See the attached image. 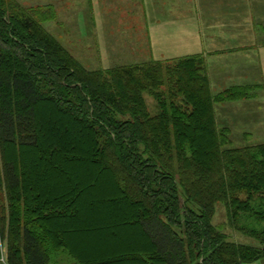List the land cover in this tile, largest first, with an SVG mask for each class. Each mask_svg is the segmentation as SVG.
Wrapping results in <instances>:
<instances>
[{
	"label": "trees",
	"instance_id": "1",
	"mask_svg": "<svg viewBox=\"0 0 264 264\" xmlns=\"http://www.w3.org/2000/svg\"><path fill=\"white\" fill-rule=\"evenodd\" d=\"M30 10L0 0V192L7 199L3 210L0 199V258L7 250L0 264H56L62 250L81 264L264 259V142L231 146L232 129L216 115V104L249 99L262 85L214 93L203 54L88 70ZM50 16L45 10L44 19ZM145 93L157 101V113ZM40 103L80 127L93 163L109 172L126 205L96 194L76 158L49 133L40 134ZM205 130L210 149L200 145ZM53 159L59 177L50 184ZM36 184L64 191L42 199L32 192ZM68 203L104 218L119 235L140 228L149 242L133 260L92 261L68 240L61 222ZM219 204L224 224L258 245L231 240L214 223Z\"/></svg>",
	"mask_w": 264,
	"mask_h": 264
},
{
	"label": "rangeland",
	"instance_id": "2",
	"mask_svg": "<svg viewBox=\"0 0 264 264\" xmlns=\"http://www.w3.org/2000/svg\"><path fill=\"white\" fill-rule=\"evenodd\" d=\"M15 1L31 9L26 14L32 15L37 13L43 26L88 70H107L108 68L116 66L144 63L153 59L164 60L179 58L189 53L180 50L185 46L186 39L184 38L173 43L172 41L162 42L159 45L160 47L169 48L168 51H162L157 44H150L147 35L143 31L144 28L139 24L135 27L132 26V33L130 32V28H121L125 32L120 31L121 23L116 19L121 13L120 8L115 6V4L113 6V8L115 7L113 12L108 14V18L112 19L109 22H103L102 27L99 26L98 20L95 19V27L94 20L92 21L93 14L90 12L92 4H88L85 12L79 13L77 11L73 12L74 10H72L70 11L71 13L60 14L63 13V5L61 6L60 4L61 0ZM70 2L66 1L65 4H70ZM52 4L53 6H51ZM70 5L74 8L79 7L76 4V0H72ZM66 7L70 6L66 5ZM45 10H48L51 14L49 20L44 19ZM39 11L42 12V16L38 13ZM66 11L64 9V13ZM96 39L98 42H96ZM263 39L262 37L261 41ZM236 58L234 67L230 66L234 61L233 59L231 62H228L229 64L226 63L225 59H222L223 65L218 67L214 66V71L217 70L216 75L218 78H214V80L217 81L218 85L225 83L220 80L222 79L220 77L227 72H229V77H231L234 73L242 72L246 68L243 62V55L241 58L237 55ZM165 88V86L162 87V89ZM220 91L222 90L220 89ZM145 98L150 112L152 114L157 113L159 110L157 101L148 93H145ZM244 103L237 105L236 108H233L235 106L232 107L234 104H230V108L224 109L225 111L220 112L219 115V120L227 123L232 129L231 146L237 147L264 142L263 91L258 92L257 95H253L247 101L244 100ZM37 106L40 117V126H38L40 134L45 136L46 133H49L60 146L65 147L66 152L76 158L77 168L80 169V173H82L85 182L92 183V189L97 192L96 194L99 193V196L109 197L111 200H118V194L111 181L109 172L104 171L101 166L93 163L92 155L88 152V140L83 136L80 127L70 119L56 113L47 104L40 103ZM202 136L203 140L200 139V145L203 144L205 149H210L211 140L206 130L202 131ZM42 141H40V144H42ZM36 151H38L37 147L30 150V153L35 157L38 153ZM28 158L26 155L27 162ZM52 163L54 164V169H51L50 173L52 178L48 179V183L50 184H54L52 182L53 179H58L57 177H59V171L56 169L57 165L60 164L58 163V159H53ZM36 185L38 187L36 186V190L32 188V192H36L42 199H57V196L64 191L62 186L56 187L55 189H46L39 184ZM0 199L1 210H3V207L7 205L4 192H0ZM119 202L123 206L126 205L121 201ZM72 206L70 203L66 205L65 214L67 215L62 218L61 222L67 231L68 240L72 246L92 261L108 263L111 259H119L121 255L133 260L136 248L149 242V238L145 237V234H143L140 228L133 231H126L124 235H121L122 233L119 235L118 232H115L110 227L104 218L99 217V215L90 216L89 214H84L83 211L76 210L75 206ZM225 221V207L219 204L214 217V223L222 226L223 230L228 232L231 240L258 245V241L255 238L243 233H236V231L224 224ZM6 251V246H3L4 254L3 258H0L2 263L6 262ZM55 259L56 264H81L63 250L55 254ZM262 260L264 263V259Z\"/></svg>",
	"mask_w": 264,
	"mask_h": 264
},
{
	"label": "crops",
	"instance_id": "3",
	"mask_svg": "<svg viewBox=\"0 0 264 264\" xmlns=\"http://www.w3.org/2000/svg\"><path fill=\"white\" fill-rule=\"evenodd\" d=\"M66 1L72 2L61 0L63 13L60 14H68L72 10L85 12L88 4H92L90 12L93 14L95 27V19L100 27L103 22L112 19L108 18V14L113 12L115 4L121 13L116 19L121 23L120 31L125 32L121 28H130L132 33V26L139 24L144 28L143 31L151 45L159 46L162 42L173 43L186 39L185 46H181L180 50L189 52L187 55L205 56L214 93L241 84H261L264 93V39L261 41V38H264V0H76L77 6L79 5L77 9L70 5L71 2L65 4ZM64 9L67 10L65 13ZM160 48L162 51L169 50ZM237 55L239 58L243 55L246 68L231 77L227 72L220 77L225 83L218 85L214 80L218 79L214 66L223 65L222 59H225L227 64L233 59L230 66L234 67ZM244 100L248 99L216 104L218 123L228 125L219 120L220 112L230 108V104H234L233 108L245 104ZM244 264L264 263L263 260H257Z\"/></svg>",
	"mask_w": 264,
	"mask_h": 264
}]
</instances>
